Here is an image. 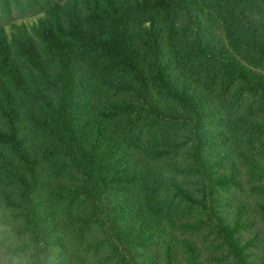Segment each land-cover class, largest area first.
Wrapping results in <instances>:
<instances>
[{"label": "trees", "instance_id": "obj_1", "mask_svg": "<svg viewBox=\"0 0 264 264\" xmlns=\"http://www.w3.org/2000/svg\"><path fill=\"white\" fill-rule=\"evenodd\" d=\"M19 3L0 264H264V0Z\"/></svg>", "mask_w": 264, "mask_h": 264}, {"label": "rangeland", "instance_id": "obj_2", "mask_svg": "<svg viewBox=\"0 0 264 264\" xmlns=\"http://www.w3.org/2000/svg\"><path fill=\"white\" fill-rule=\"evenodd\" d=\"M46 1L57 2L59 0H20V3L12 9V16L19 15H32L38 7H41ZM0 15H2V11L0 9ZM4 15V14H3Z\"/></svg>", "mask_w": 264, "mask_h": 264}]
</instances>
